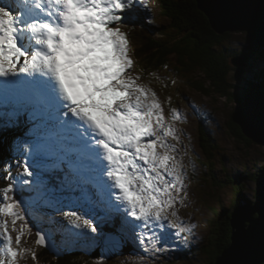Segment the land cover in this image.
<instances>
[{"label": "snow or ice", "instance_id": "1", "mask_svg": "<svg viewBox=\"0 0 264 264\" xmlns=\"http://www.w3.org/2000/svg\"><path fill=\"white\" fill-rule=\"evenodd\" d=\"M13 3L15 7L0 4V77H33L10 83L26 85L34 128L45 135L55 132L61 142V159L68 164V174L59 190L64 191L67 182V190L74 191L73 185L78 187L106 173L112 181L107 187L118 190L117 199L127 215L141 222L148 243L157 232L163 236L176 229L171 234L178 235L183 225L175 223V193L182 191L183 184L172 163L174 157L169 154L175 148L168 143L169 136L177 137L165 123L155 92L131 76L129 42L117 27L130 23L144 8V0ZM26 40L31 43L25 44ZM19 115L9 114L14 122H18ZM16 167L23 178L18 179L19 172L10 178L11 168L0 177L8 181L0 189V213L13 217L14 227L17 220H24V214L14 210L20 207L16 184L28 185L27 177L35 175L31 164L18 161ZM0 171H4L3 166ZM69 175L74 179L69 180ZM49 203L73 227L98 231L83 214L63 211L62 199ZM0 227L5 229L0 264H17L20 254L13 248L7 224ZM15 239L19 245L21 236ZM45 240V236H39L36 242L43 245ZM141 243L145 240L141 239Z\"/></svg>", "mask_w": 264, "mask_h": 264}, {"label": "rangeland", "instance_id": "2", "mask_svg": "<svg viewBox=\"0 0 264 264\" xmlns=\"http://www.w3.org/2000/svg\"><path fill=\"white\" fill-rule=\"evenodd\" d=\"M148 3L155 23L158 26L161 23L165 25L166 20L161 17L156 1L148 0ZM0 4L6 7H15L13 0H0ZM229 39L233 49H237L244 54L251 51V46L243 32H230ZM24 43L29 44L31 42ZM131 49L129 44V58L133 62L130 69L131 76L138 78V84L155 92L157 101L161 104L164 113L165 123L167 126L172 127L177 137L173 139L169 136L168 143L175 148V151L170 150L169 154L174 157L172 163L176 166V170L182 178L183 188L182 191L175 193L177 203L174 210L178 213L175 223L182 224L183 228L178 235L171 234L176 233V229H170L163 236L159 232L154 233V238H151V242L148 243L149 238L146 231L136 225V232L133 234L139 245L136 252H128L110 258L108 250L103 251L102 255L100 254L102 250H99L100 252H96L97 256L95 255L97 264H189L190 260V264H209L208 258L210 256L207 253L210 247L208 242L209 230L215 224L220 210L229 209L233 204L234 192L231 190V186L217 189L211 185L207 177H204L202 171L203 159L199 147L200 125L202 124L208 130L218 148L214 159L215 169L219 172V168L223 163L225 173L232 181L236 179V172L241 171L242 166L254 169L255 165L263 163L264 148L255 144L242 145L231 137L226 128V123L230 120L235 108L232 103L216 97H206L197 91H193V87L188 85L186 79L180 80L178 76H174L169 70L159 75L167 81V84L159 88L154 77H143L135 69V62L130 55L132 53ZM171 62L172 67L176 69L173 59H171ZM263 69L264 62L259 52L256 51L252 61L245 68L246 72L240 75L241 77L237 76V79L235 78L237 80L235 82V85H237L234 91L235 96L237 90L241 91L247 85L248 80L257 83L253 80L254 75L259 74ZM253 70L254 72H252ZM190 76L193 81L192 84L200 83L201 78L197 74H191ZM2 78L0 77V80ZM203 86L206 87L207 85ZM137 162L142 164L140 161ZM25 163L31 164L30 170L35 175L27 177L29 180L28 185L18 182L16 184L15 196L18 198L16 202L20 204V207L14 210L23 213L24 220H17L14 227L13 217L0 213V224H7V234L12 237L13 248L20 254L17 264H42L38 258H33V254L37 257V250L35 249L37 242L28 237V221L35 226L38 225L45 230L50 229L55 232L58 235L57 245L65 252H68L75 245H78V249L82 251H84V246L93 249L96 233H92L88 229L73 227L62 216L61 212L56 211L49 202L62 199L64 201L63 211L74 210L77 214H83V218L93 222L99 231V228L117 217L119 212L117 208L124 209L122 203L117 199L119 196L118 190L107 187V185H110L108 183L112 181L107 178L106 173L96 183L93 180L81 182V185H88L86 192L84 195L74 197L75 190L67 191L66 186L65 190L61 192L52 186L48 181L51 176L48 177L46 172L42 171L46 169V166L41 163L34 164L31 160ZM9 168L7 166V170ZM9 173L12 177H17L13 172ZM221 177L225 179L224 176L221 175ZM21 178H23V173L19 170L18 179ZM254 187L252 183H248L247 191L249 195L252 192L254 194ZM53 189L56 191L53 192ZM90 192H93L96 199ZM73 199L75 202H73ZM128 220L133 223L135 221L131 217ZM169 221H173L171 215ZM4 232L5 229L0 227V254L5 249ZM17 235L21 236L19 245L16 244L15 238ZM183 236H186V239H180ZM141 239H144L145 243L142 244ZM177 243L179 244L178 247ZM131 247H133L131 250H135V246ZM106 256L107 259L110 258L111 260L108 259L104 263H100L99 259Z\"/></svg>", "mask_w": 264, "mask_h": 264}, {"label": "trees", "instance_id": "3", "mask_svg": "<svg viewBox=\"0 0 264 264\" xmlns=\"http://www.w3.org/2000/svg\"><path fill=\"white\" fill-rule=\"evenodd\" d=\"M155 1L160 9L161 17L166 20L165 25L161 23L158 26L155 23L153 13L149 6L147 7V4H144V8L140 9L134 16L133 20H136L135 22L131 21L125 25L128 27L130 25L134 26L133 30H129L128 33L135 69L143 77H154L159 88L167 84V81L159 75L169 70L174 76H178L180 80L186 79L188 85L193 87V91H197L206 97L220 98L232 103V105H235L237 101L239 102V98L236 99L234 94L235 82L237 81L235 80V73L239 72L243 75L246 70H236L231 66V59L240 55L248 65L257 51L264 62V49L259 50L250 47L251 51L246 54L233 49L229 41V32L220 35L214 33L209 27L206 17L197 9L194 0ZM171 59L174 60L176 69L172 67ZM260 73H257L256 76L254 75L253 80L259 83L261 90H264V69ZM191 74H197L201 78L200 83L192 84ZM203 85L207 86L204 87ZM8 123L14 130L21 126L20 130L25 133V125L22 126L20 120L18 122L9 120ZM226 128L237 143L246 146L251 145L245 138L240 136L237 127L230 120L227 121ZM200 133L199 147L203 159L202 171L204 177H207L213 187L222 189L225 186H231L230 188L234 192L233 204H231L229 209L220 210L215 224L209 230L208 242L210 247L207 251L210 256L208 258L209 264H216L218 257L230 242V210L243 201L249 204L252 202L254 194L253 192L250 195L248 194V183H252L255 186L260 176L264 174V160L263 165H255L254 169L242 166L241 171L236 172V179L232 181L225 173V165L223 163L219 168V172L215 169L214 159L218 148L208 130L202 124L200 125ZM4 134L0 137V166L4 168V171H0V177H3L5 171H7L6 166L1 165L2 161L6 156L11 161V155L7 154L2 143ZM16 165L17 163L13 162L12 158L11 164H9L12 169L10 172L17 173ZM47 174L52 176L48 172ZM8 175L13 178L10 173ZM52 181H55L53 183L55 187H59L60 183L55 178ZM7 183L8 181L0 178V188L5 187ZM27 223L29 224V239L36 240V234L32 230L33 223L29 221ZM116 223L117 220L114 219L111 224L115 225ZM109 228L111 229V227ZM35 249L37 250L36 258L42 264L93 263L89 255L75 250L65 253L63 251L64 256L54 258L46 249L39 247L37 244Z\"/></svg>", "mask_w": 264, "mask_h": 264}, {"label": "water", "instance_id": "4", "mask_svg": "<svg viewBox=\"0 0 264 264\" xmlns=\"http://www.w3.org/2000/svg\"><path fill=\"white\" fill-rule=\"evenodd\" d=\"M194 1L214 33L220 35L225 32H243L251 47L264 49V0ZM231 65L236 70L248 66L242 56L233 57ZM236 74V79L237 76L241 77L239 72ZM246 84L241 87V91L237 90L236 99L239 98L240 101L234 105L230 121L237 127L240 136L251 145L264 148V91L254 81L248 80ZM236 87L237 85L235 89ZM254 188L253 200L250 204L243 201L230 211V242L218 257L216 264H264V174L260 176ZM35 234L36 239L45 236L38 229H35ZM45 237V243L38 246L46 249L54 258H59L60 253L51 241V237ZM108 238L114 239L111 236ZM116 240L118 243L109 250V241L105 237L101 241L100 254L108 250L110 258H113L122 255L123 252H131L129 245L123 244L124 242L118 238ZM95 255L97 256L94 254L92 261L97 264ZM110 258L108 259L111 260ZM108 259L106 256L99 261L104 263Z\"/></svg>", "mask_w": 264, "mask_h": 264}, {"label": "bare ground", "instance_id": "5", "mask_svg": "<svg viewBox=\"0 0 264 264\" xmlns=\"http://www.w3.org/2000/svg\"><path fill=\"white\" fill-rule=\"evenodd\" d=\"M26 42H27V40H26ZM45 79V78H44ZM29 80V78L27 79V81ZM10 89H11V86H10ZM24 101H26V100H24ZM13 112H15V113H18L17 111H16V109H14V110H12L11 111V113H13ZM10 113V114H11ZM22 116V113H20V115H19V120H20V117ZM9 120H11L10 119V116H9ZM23 121L25 122V129H24V131H25V133H24V136H29V137H26L25 138V140L27 141V142H33L32 140H31V135H30V133H29V130L26 128L28 125H29V123H28V121L26 120V119H23ZM35 133L36 134H34V136L36 137V136H38V133H37V131H35ZM36 145L35 144H32L31 145V151H32V153L34 152V147H35ZM53 156V155H52ZM24 158H25V161L27 160V155L25 154V156H24ZM46 159H47V157H46ZM50 166H53V165H50ZM43 172H46V174H47V171L45 170V169H43ZM62 172L64 173V174H66V169H63L62 168ZM49 174H51L58 182L60 181L59 180V174H57V173H55V172H51V173H49ZM48 175V174H47ZM48 177H49V175H48ZM112 183V182H111ZM98 189V188H97ZM100 193V192H99ZM136 232V231H135ZM107 237V241H109V244H108V248H109V250L111 249V248H113V246H115V244H117L118 243V241L114 238V239H109L108 237H110V235H108V236H106ZM131 247V246H130ZM124 249V251H126V248L124 247L123 248ZM128 249V248H127ZM97 251H99V249L97 248ZM125 253H127V251L126 252H123V254H125Z\"/></svg>", "mask_w": 264, "mask_h": 264}]
</instances>
